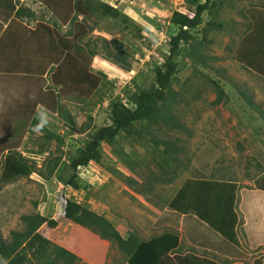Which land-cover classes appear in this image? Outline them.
<instances>
[{"label": "trees", "instance_id": "obj_1", "mask_svg": "<svg viewBox=\"0 0 264 264\" xmlns=\"http://www.w3.org/2000/svg\"><path fill=\"white\" fill-rule=\"evenodd\" d=\"M42 1H45L43 3L47 6L40 9L42 17L46 15V9L49 7L53 11L50 16L55 18L53 20L55 26H60L59 19H56L55 14L63 18V16H68L72 9L74 10V15L68 20L70 27L63 35L65 37L70 35L79 37L82 26L74 27L73 23H80V14L85 15L83 21L95 14L106 18L111 17L117 20L119 25H122L123 22L129 24L130 21L127 14L107 0ZM215 5V0H182L180 7L173 11L169 24L156 23V26L167 29L165 57L161 61L148 64L146 71L144 69L139 71L125 85L122 93L116 95L114 91L106 87L111 82L107 80V74L101 70L93 71L89 66L91 57H101L119 70L129 73L134 69L133 63L137 62L135 53L143 54L141 49L135 48V51H131L128 45L119 38L112 40L98 38L93 47L89 41L84 44V47L78 43L65 45L58 29L55 31L51 28L53 26L51 23V25H44L45 23L40 24L39 22V27H36L32 32L38 38L36 46H39L41 40L46 36L48 37V46H58L65 50L76 48L81 53L79 58L76 55L69 58V62L73 65L72 76L69 77L73 82L75 77L85 85L84 87L79 85L80 89L78 90H80L79 95L81 96L78 100L82 102L83 95H91L93 91H97L98 98L94 102L92 101L90 107L94 108L97 104L108 101L110 123H105L94 129L90 123L78 126L75 116L67 107V101H63L59 91L69 80L68 75H62L65 71L61 69L60 65H58V73H51V70L47 73V65L50 61L45 59V65L42 66L43 57L37 59L38 53L28 57L29 59L26 58L27 53L24 49L18 48L12 58L9 54L3 53L2 59L6 66L5 76L14 78L21 74L26 82L36 83L32 88L42 86L40 80L51 76V79L48 80L50 83L36 90L37 94H33L32 97L30 96L31 98L24 101H16L15 106L18 108L19 115H22L20 118L26 119L24 120L27 121L29 130L43 133L42 137H44L45 143L40 146L37 154L42 155L48 151L52 141H56L58 147L55 151L57 153L50 152L42 167L37 169L34 161H30L28 157L22 155L18 144H7L9 146L4 147L7 152L3 157L0 183H12L23 177L29 178L33 173L39 172L45 180L55 179L62 185L71 187L72 190L78 192L88 188V185L80 177V168L95 162L103 165L129 189L143 196L148 202L147 211L150 214H161L166 207L180 214H195L214 230H217L226 240L237 243V234L244 229H242V218L239 217L238 187L233 179H226L223 176L216 178V174L206 178L200 172H196L182 181L174 193L165 196L158 193V186L173 188L182 175L180 166L183 165L187 170L191 163L190 157H187L186 163L181 158L186 153V146L178 144L180 138H167L172 132L186 133L188 136H192V131L187 128L181 117L179 107L183 102L188 104L191 100L199 99L202 89L196 85L198 83L192 81L191 77L186 78L180 88L176 89L180 82L179 75L188 64L194 75L199 74L202 79L205 78L203 81L213 86L217 94L214 104L220 103L224 97L228 100L230 96L238 93L251 108L264 118V109L254 100L253 91L245 88V85H243L244 87L238 85V91L234 93L230 83H227V87H225L223 78L226 71L220 67H214L213 64L223 58L210 57L207 53L212 40H208L209 30L202 29L201 26L204 24L206 13L212 16V21H209L208 25L220 20V11L215 8ZM15 8L16 6L12 7L13 10ZM236 8L238 7L236 6ZM244 12L245 6L239 10L241 15ZM15 16L24 17L27 22L37 18L36 12L24 5L15 10ZM128 24L124 27L128 28ZM226 24L228 23L221 20L216 25L219 29ZM241 25L247 27L243 33L253 28L250 23H236L230 28V32L236 35L237 29ZM40 28L41 31L38 30ZM90 28L93 30V27ZM260 28L262 34L250 43L251 49L248 43L243 47L241 53L244 54V60L247 61V66H244L246 71L254 72L264 79V23ZM137 29L136 38H142L143 29ZM45 30H54V37L52 34L50 36L45 33ZM200 33L202 34L201 38L199 37ZM25 36L29 40L27 32ZM98 42H101V45ZM85 48L88 50L87 52L84 51ZM229 49L232 48L229 47ZM1 64L3 63L0 62ZM146 79H149L148 83ZM14 108L12 107L10 113L7 112L6 115L10 116ZM55 127L60 128V131H55ZM75 135H82L83 139H74ZM67 139L70 140L71 149H67L65 152L64 147ZM138 143L145 144L144 147L150 148V163L155 169H158L157 171L150 168L147 170L148 172L142 171L140 166L144 162L134 156V151H125V144L135 147V144ZM104 146L112 150L129 174L116 170L110 165L107 166L104 160ZM65 155L67 158L63 159ZM169 163L174 167L165 165ZM256 167L259 168V172L264 174V166L258 163ZM247 177L251 180L255 178H251L249 173ZM196 184L205 185V194L193 191L195 193L192 195H197L199 199L195 205H192L190 195L186 194V188ZM37 205L38 202L35 201L34 206L37 207ZM21 219L24 223L23 228L11 230L8 239L3 238L0 232V264H89L79 256V245L82 243L79 231H87L102 240L117 245L126 254L127 264H181L183 261V259L179 261L169 259V255H166V258L162 257L164 252L168 254L169 250L178 246L179 235L177 232L168 233L167 231L163 236L156 237L146 243V241H142L136 230L126 231L124 227L116 225L108 217L93 210L88 204L79 202L72 194L66 197L63 217L56 218L33 212L22 215ZM61 221L65 222V225H62ZM69 223L71 225L67 226ZM44 226L50 230V235L45 236L41 233L40 228ZM66 227L71 228V239L66 237L58 239L60 235L64 236L62 231ZM127 232L128 235H125ZM143 242L147 250L144 252V256H139L136 251L139 250ZM189 259H193L192 264H208L207 261H205L206 263L195 261L198 259L196 256L190 255ZM213 264L218 263L213 262ZM225 264H230V261H225ZM254 264H264V261L263 259L257 260Z\"/></svg>", "mask_w": 264, "mask_h": 264}, {"label": "rangeland", "instance_id": "obj_2", "mask_svg": "<svg viewBox=\"0 0 264 264\" xmlns=\"http://www.w3.org/2000/svg\"><path fill=\"white\" fill-rule=\"evenodd\" d=\"M23 1L18 0V5L22 6L27 3V5H30V9L37 12V18L32 19L31 22H27L24 17L18 18L14 16L10 18L9 14L13 11V5L10 0L1 1L2 6L0 8L3 11L0 12V62L3 64L0 65V73L6 72V66L2 59L3 53L9 54L12 58L13 53L19 48L20 50L24 49L25 53H27V59L38 53V56L36 55L37 59L38 57H43L42 66L45 65V59H49L50 63L47 65V73L50 70L51 73H58V65H60L61 69L65 71L62 73L63 76H72L71 68L73 65L69 62V58L74 55L79 58L81 54L76 48L65 50L58 46H48V37L46 36L41 40L39 46H36L38 38L32 33L33 30L36 27L38 28L41 23H45L44 25L51 23L53 25L51 28L55 31L58 29L60 32L59 34L63 37L65 45L78 43L84 47V44L89 41L91 42V47H93V44L97 43L98 38H107L108 40L119 38L128 45L131 51H135V48L142 50L143 54L135 53L137 62L133 63L134 69L129 73L119 70L101 57H91L89 66L93 71L101 70L107 74V80L111 82L106 87L114 91L115 95L122 93L125 85L139 71H142V69L146 71L148 64H152L154 61H161L165 57L167 51V29L156 26V23L169 24L173 11L182 4V0H107V2L119 7L123 13L129 16V24L123 22L122 25H119L117 20L111 17H102L99 14L91 17L86 16L87 20L83 21L82 19L85 15L80 14L79 22L81 24L73 23L74 27L82 26V32L79 37H75V35L65 37L63 35L70 27L68 20L74 15L73 9L68 13V16H63V18L55 14L60 24V26H55L53 23L55 18L50 16L53 11L48 7L46 15L42 17V12L39 10L46 6L43 3L45 1ZM215 1V8L220 11V20L215 23L217 24V22L223 20L228 24L219 29L214 22H212V25H208V22L212 21V16L208 13L205 14L204 24L201 28L209 30L208 40H212L207 53L210 57L219 56L223 58V60L215 61L213 64L214 67H220L226 71L223 78L225 87H227V83H230L234 93L238 91V85H242V87L245 85V88L253 91L254 100L264 109V79L254 72L246 71L244 66H247V61L244 60L245 56L241 53L243 47L248 43L250 45L254 39L256 40L262 34L260 27L264 23V0ZM243 6H245V12L241 15L239 10ZM236 23H250L253 28L243 33L247 27L246 25H241L237 29L238 33L233 35L230 32V28ZM127 24L129 27L125 28L124 25ZM90 27H93V30ZM137 28L143 29L142 38H136ZM38 30L41 31V28ZM54 30H45V33L52 34V37H54ZM26 32L29 40L25 36ZM199 37H202L201 33ZM98 44L101 45V42H98ZM229 47L232 49L230 50ZM84 51L87 52L88 50L85 48ZM3 77L7 79L4 80V85L9 87L7 91L1 88L3 87ZM188 77H191L192 81L198 83L196 85L202 89L199 99L191 100L188 104L183 102L179 107L181 117L187 128L192 131V136H188L186 133L172 132L167 138H180L178 144L186 146V153L181 158L186 163L187 157H190L191 163L187 170H185L183 165L180 166L182 175L178 178V182L173 188L170 186H158V193L164 196L174 193L177 187L182 184V181L196 172H200L206 178L216 174V178L223 176L226 179H233L238 187V196L241 198L239 214L242 216L239 215V217L242 218V229H244V225L247 222L246 228L252 230L250 232L251 238L243 230L242 233L245 235L241 238L242 246L240 250L228 251L227 249L231 245L226 244L227 241L223 239V236L210 232V229H207L203 222L196 221L194 217L181 215L168 208L164 209L160 215L149 214L147 211L148 202L143 196L129 189L103 165L95 162L80 168V177L88 185V188L78 192L72 190L71 187L62 185L55 179L45 180L39 172L33 173L29 178L23 177L12 183H0V232L3 238L8 239L11 230L23 228L22 215L39 212L45 216L63 217L66 197L72 194L79 202L88 204L93 210L108 217L116 225H121L128 232L139 227L141 230H146L144 231L145 236H149L150 233L161 230L168 224L180 229L182 232L194 227L198 232L193 234L191 230L190 234L196 237L202 234V237L207 239L206 243L215 245L217 248L218 245L216 244L218 243L224 248L225 253H230V255L226 254L230 257V264H254L261 259L264 261V229L258 234V229L255 228L258 225L254 226L256 221L258 223L259 221H264V219L255 218L247 210V208H250V211L252 210L251 208L254 210L253 202H255V198L262 203L264 208V192H262L264 191V174L259 172V168L256 167L258 163L264 166V118L261 117L259 112L251 108L238 93L230 96L228 100L224 97L220 103L214 104L217 94L213 86L203 81L205 78L202 79L199 74L194 75L189 64L179 75L180 82L176 89H179L181 83L185 82ZM49 79H51V76L42 81L39 79L42 84L40 87L43 88L47 83H50ZM146 81L148 83L149 79H146ZM35 84L33 81L26 82L21 74L14 76V78L0 75V121H2L0 122V176L3 157L7 152L4 147L9 146L7 144H18V149L22 152V155L28 157L30 161H34L37 169L42 167L49 153L55 152L58 147L57 142L52 141L48 151L42 155L37 154L36 152L39 151L40 146L45 143L44 137H42L43 133L29 130L26 119H21L22 115L17 112L16 101L21 102L31 98L33 94H37L38 91L36 90L40 87L35 86L32 88ZM79 85L85 86L75 77L74 82L69 77L68 83L59 89L63 101H67V107L72 115L75 116L78 126L90 123L92 129H94L105 123H110L108 101L103 104H97L94 108L90 107L92 101L94 102L98 98V92L93 91L91 95H83L82 102H80L78 100L81 96L79 95L80 90H78L80 89ZM12 107L15 108L10 116L9 114L6 115ZM55 131H60V128L55 127ZM74 137V139H83L82 135H75ZM69 141L68 139L66 140L65 152L67 149H71ZM143 145L145 144L138 143L135 144V147H131V145L125 144V151H134V156L144 162L140 166L142 171L148 172L149 168L157 171L158 169H155L153 164L150 163V148ZM104 154L107 166L110 165L116 170L129 174V171L118 161L117 156L113 154L109 147L104 146ZM65 158H67V155L63 159ZM165 165L174 167L171 163ZM248 173L251 178H255L251 180L247 177ZM249 190L261 191L259 192L261 195L256 197L246 196L247 199L244 201L243 195ZM193 191L204 195L205 185L196 184L186 188V194L190 195L191 204L195 205L199 197L192 195L195 193ZM35 201L38 202L37 207L34 206ZM61 222L62 225H65V222ZM148 223L151 230L149 228L146 229ZM68 225H71V223ZM70 230V227H66L62 231L64 236L61 233L62 235L58 239L64 237L71 239ZM149 230L150 232L146 233ZM40 231L45 236L50 235V230L45 226L40 228ZM128 232L125 235H128ZM81 242L83 243L79 245L80 258L84 262L89 264H126L127 262L126 254L117 245L107 241V244H105L98 236L89 233L86 237H83ZM211 245L209 246L211 247ZM219 254L222 258H227L223 253L220 252Z\"/></svg>", "mask_w": 264, "mask_h": 264}, {"label": "crops", "instance_id": "obj_3", "mask_svg": "<svg viewBox=\"0 0 264 264\" xmlns=\"http://www.w3.org/2000/svg\"><path fill=\"white\" fill-rule=\"evenodd\" d=\"M1 1H6V0H0V7L2 6V2ZM17 1L18 0H16V1L14 0V2H12V0H10V3L13 5L12 7L16 6V8L12 11V13L9 14V17L10 18H12V17L15 16V10H17L20 7L18 5V2ZM21 1L24 2L23 0H21ZM25 2H26V0H25ZM24 6L30 7V5H27V3H24ZM1 11H3L2 8H0V12ZM5 74H6V72H1L0 73V75H3V76H5ZM7 78H8V76H7ZM4 80H7V79L5 77H3V79H2V84H3L2 86L3 87H1V88L4 91H7V89L9 87L7 85H4ZM8 113H10V112L8 111ZM259 192H261V191H258V190L257 191L249 190V191H246L244 195H245V197L246 196L256 197V196H260L261 195V193H259ZM262 192H264V191H262ZM243 193H241V194L243 195ZM244 195H243V199L245 201L247 199V197L245 198ZM256 199L257 198H255V202H253V204H254V210H253V208H251L252 210L250 211V208L249 209L247 207H245V208H247V210L249 212H251L255 216V218L257 217L258 219L262 220V219H264V208L262 207V203L261 202H258V200H256ZM240 201H241V198H240ZM239 207H240V202H239L238 210H239ZM166 208H168V207H166ZM168 209H170V208H168ZM172 211H174V210H172ZM243 214H244V212H243ZM158 215H160V214H158ZM181 215L191 216L192 218L194 217L196 221L203 222L204 225H205V227L207 229H210V232L218 233L219 234V232L217 230H214L211 226H209V224H207V222L199 219L197 215H195V214H181ZM240 216H242V215H240ZM159 220H161V219H159ZM159 220H157V221H159ZM256 225H258V226L255 227V228L258 229V234H260L259 232L262 229H264V221H259L258 223L256 221V223H254V226H256ZM166 226L163 229H161V230H157V231H154L153 233H150L149 236H145L144 235V231H146L145 229L144 230H141L138 227L137 229H134V230H136L138 232L139 236L142 238V241H144V242L146 241V243L149 242V241H151V240H153V239H155L156 237L163 236L164 234H166L167 231H168V233H175V232H177L178 235H179V244H178V246H176L173 249L169 250L168 251V254H165V252H164L162 254V257L164 256V258H166V255H169V259H172V260H175V261H179V260H182L183 259V261H182L181 264H192L193 259H189L190 255L198 257V259H196L195 261H199V262L202 261L203 263H206L205 261H207L208 264H211V263L213 264V262H216L218 264H220V263L225 264V261H228L229 262L230 257H228L227 255H230V253H228V252L225 253L224 248L222 246H220L218 243L216 244V245H218V248H217L215 245H211L210 243H206L207 239H204L202 237V234H200L199 237H196V236H193L192 234H190L191 230H192V233L193 234H196L198 232V230H196V228L191 227V228H189V230L186 229V231H183L182 232L180 229H178L176 227H172V225H170V224H168ZM246 227H247V222L244 225V231L247 234V236L248 237L250 236V238H251L250 232H252V230H249ZM147 228H149L151 230V227H150V224L149 223L146 226V229ZM169 228H173V229H169ZM152 229H154V228H152ZM150 230L147 231L146 233H149ZM242 232H243V230L240 231L237 234V243L230 242V241L226 240L223 237V239H225L227 241L226 244H230L231 245V247L227 249L228 251H231L232 252L234 249H238V250L241 249V246H242L241 238H243L244 235H245ZM79 233H80V236H81L80 237L81 240L83 239L84 236L86 237V235L89 234L87 231H79ZM220 236H222V235L220 234ZM106 241L107 240H103V243L107 244V242H109V241H107V242ZM144 242H143L142 246H144ZM209 245H211V247ZM142 246H140L139 247V250L136 251V253L139 256H144V252L147 250V248H145V246L144 247H142ZM225 246H228V245H225ZM218 252L219 253L221 252L224 255L227 254L226 255L227 258H222V256ZM79 256H81L80 253H79ZM155 259H156V257H155ZM126 264H127V262H126Z\"/></svg>", "mask_w": 264, "mask_h": 264}, {"label": "clouds", "instance_id": "obj_4", "mask_svg": "<svg viewBox=\"0 0 264 264\" xmlns=\"http://www.w3.org/2000/svg\"><path fill=\"white\" fill-rule=\"evenodd\" d=\"M40 10V9H39ZM36 12V11H35ZM39 12V11H38ZM37 13V12H36Z\"/></svg>", "mask_w": 264, "mask_h": 264}]
</instances>
